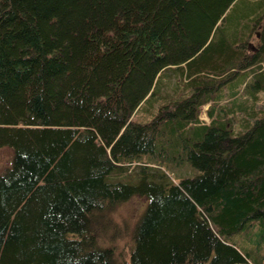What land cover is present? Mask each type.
Masks as SVG:
<instances>
[{
	"label": "trees",
	"instance_id": "1",
	"mask_svg": "<svg viewBox=\"0 0 264 264\" xmlns=\"http://www.w3.org/2000/svg\"><path fill=\"white\" fill-rule=\"evenodd\" d=\"M5 152L0 264H260L264 0H0Z\"/></svg>",
	"mask_w": 264,
	"mask_h": 264
},
{
	"label": "rangeland",
	"instance_id": "2",
	"mask_svg": "<svg viewBox=\"0 0 264 264\" xmlns=\"http://www.w3.org/2000/svg\"><path fill=\"white\" fill-rule=\"evenodd\" d=\"M258 33L260 34V31L258 29H255V28L254 29L252 28V29H250L248 31V36H247L248 38L246 40L247 47H248V45H249L250 42H252L255 45L257 44V40H258L257 34ZM248 49L251 50L249 47H248ZM179 74H178V71H175L174 69L167 70V72L163 74V79L162 80H163L164 84H165V82H167L169 87H167V86H165L163 84L162 86H160L161 92H165L166 91L165 90L166 88L169 89L170 92H173L174 91L173 90V86H175V83H177V81L180 78L179 77ZM169 83L170 84H173V86L171 87V85ZM228 91L229 90H226L225 88H223V92L224 93L227 94ZM162 95H163V93H162ZM222 103H224V102H221L219 104L221 105ZM209 105L207 104V105L204 106L203 111H202V113L200 115L201 116V119L203 121H205V122H210V119H209V117H208V115L206 113ZM143 118H145V117H143ZM4 154L5 155H3L1 153V156H0V166L2 165V163L5 164L8 158L11 159L10 154H8L6 152ZM147 159H148V161H152L153 164L150 163V165H148V164L144 163L143 161L141 163H138V164L135 163L132 166H129V169L131 168L129 171L130 172L131 171L133 172L135 170L141 171V167H145V165H148L146 167H147V170H149V171H157V169H165L166 168L165 170L168 172V175L170 177H172L173 179H175V180H177V178L179 176L181 177V176L186 175V174H188V175L190 174L191 175V174L198 173V169H196L188 160H185L184 162H182L183 164L182 163L181 164L180 163L179 164H176V163L170 162V164L167 163V165H164V167H163L162 165L158 164V162L159 163L162 162L161 160H157V159L151 160L148 156H144L143 157V160H147ZM156 164H158V165H156ZM189 165L194 169V171H193V169ZM167 168H168V170H167ZM114 176L117 177V175H114ZM124 212L126 214H128V210H124ZM242 236L243 237H248V235L247 236L246 235H242ZM242 236L238 238L239 240L237 239L238 236L235 237V239L238 240L237 243L244 242L247 245H250L251 244V241L250 240L247 241V239H242L243 238ZM248 249H250L251 252H254L255 253V246L254 245H252L251 247L249 246ZM258 260L260 261V264H264V247H262V250H261L260 254H258Z\"/></svg>",
	"mask_w": 264,
	"mask_h": 264
},
{
	"label": "water",
	"instance_id": "3",
	"mask_svg": "<svg viewBox=\"0 0 264 264\" xmlns=\"http://www.w3.org/2000/svg\"><path fill=\"white\" fill-rule=\"evenodd\" d=\"M248 47L254 51L258 49L252 42L249 43Z\"/></svg>",
	"mask_w": 264,
	"mask_h": 264
},
{
	"label": "bare ground",
	"instance_id": "4",
	"mask_svg": "<svg viewBox=\"0 0 264 264\" xmlns=\"http://www.w3.org/2000/svg\"><path fill=\"white\" fill-rule=\"evenodd\" d=\"M236 2V1H235Z\"/></svg>",
	"mask_w": 264,
	"mask_h": 264
}]
</instances>
